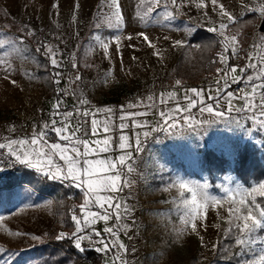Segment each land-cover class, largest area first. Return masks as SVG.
<instances>
[{
	"label": "rangeland",
	"instance_id": "rangeland-1",
	"mask_svg": "<svg viewBox=\"0 0 264 264\" xmlns=\"http://www.w3.org/2000/svg\"><path fill=\"white\" fill-rule=\"evenodd\" d=\"M138 2L119 0L123 19L117 28L115 17L111 15L114 9L107 7L108 0H0V44L3 45L0 47V143L31 136L34 129L39 131L42 124L51 119L58 100L63 102L62 112H71L81 100L88 101L82 108H111L118 125L121 105L135 104L138 100L148 102L147 98L152 96L154 106L151 110L143 106L125 109L126 112H147L125 121L128 127L124 134L134 143L136 133L142 134L149 128L134 126L133 119L137 123L147 121L154 127L160 119L159 109L175 107L172 100L167 105L159 104L161 93L174 92L177 98H182L186 89L203 88L207 91L211 87L215 95V81L224 75L221 72L217 76V68L238 65L237 71L231 75L240 78V67L248 63L249 55L253 62L264 61V47H252L264 44L260 40L264 37L260 31L264 15L258 10H247L257 8L259 0H219L236 18L234 23L248 15L252 18L244 27L235 28L232 23L224 31L225 36H237L239 55L233 57L229 50L227 64L216 62V69L211 74L199 73L200 59L186 45L196 29L218 28L221 22H227L226 17H221L218 10L213 11L210 3L206 9H197L189 3L179 9L178 19L166 20L162 24L149 21L146 27L136 15ZM160 11L163 9L153 12L152 18L162 19ZM52 27L56 28L53 34L42 33V30ZM139 33H146L155 47L150 46ZM36 34L40 37L34 38ZM97 35L109 44L107 49L100 46L95 39ZM217 37L221 48L216 61L223 47L222 37ZM176 40L184 41V46L173 47ZM43 46L53 48L56 59L61 63L60 69L52 67L54 72L62 73L59 83L55 79L54 83L45 84L37 77L40 59L45 58ZM38 48L39 52L36 51ZM156 52L159 55L154 54ZM181 55L184 58L179 61ZM73 62L76 68L72 67ZM251 74V71L247 72V75ZM77 75L79 80L75 79ZM177 80L181 81L180 85L176 84ZM241 87L244 85L233 84L228 90ZM233 103L240 107L243 101L234 100ZM192 112L198 119L208 116L207 113L201 116L196 109ZM105 116L101 112L96 118L103 122ZM244 116V113H231V117L237 120ZM82 123L73 113L69 131ZM244 126L252 129L251 136L223 122L186 131L183 135L155 132L146 140L141 135L145 151L137 158L136 172L130 177L134 186L132 196L127 200L133 209L135 224L130 231L121 229L118 238V242L128 249L126 254L121 253L123 261L127 264H190L197 260L199 264H208L217 256L229 228L225 218L227 209L232 206L231 201L225 198L220 204L206 207L205 215L195 221L197 230L192 231L190 225L184 223L187 217L183 201L190 194L178 184H169L177 177L194 183H207L211 196L224 198V189L232 188L236 183L251 187L264 181L263 177L246 183L237 174L238 153L243 146L259 152L264 169V130L253 124L251 119L244 120ZM108 135L113 138V151L100 153L99 158H114L121 154L116 150L120 131L113 129ZM103 136L101 132L99 136L85 138L95 140L103 139ZM48 141L56 142L55 133L49 132ZM198 144L203 147H197ZM20 170L33 169L20 165L10 171ZM8 172L0 173V178L4 179ZM38 178L41 181L37 183L39 186H64L70 188V194L64 198L53 194L54 201L63 199L61 203L43 195L32 198L29 193L35 191L26 184H23L26 188L17 187L9 193H16V196L9 197V211L0 208V217H3L0 219V264H91L99 258L100 264H112L113 253L96 251L99 245L84 241L82 247L86 251L80 252L73 240L56 238L61 232L71 234L75 230L71 217L68 218L61 208L68 207L72 215L75 212L80 216V205L85 197L81 190L69 187L67 182L50 180L39 174ZM78 195L83 197L82 200L74 202ZM254 195L256 199L260 197L259 194ZM128 196L129 189L126 188L120 198ZM235 207H240L239 203ZM93 210L100 211L98 208ZM113 222L108 221V226ZM126 222L131 223L132 220ZM104 226L103 222H98L95 228L101 230ZM260 235L264 236V230ZM33 236L40 239L34 240ZM262 248L264 244L253 245L240 255L241 246L235 243L227 259L235 256L241 264H251L258 259ZM89 256L92 259H88Z\"/></svg>",
	"mask_w": 264,
	"mask_h": 264
},
{
	"label": "snow or ice",
	"instance_id": "snow-or-ice-1",
	"mask_svg": "<svg viewBox=\"0 0 264 264\" xmlns=\"http://www.w3.org/2000/svg\"><path fill=\"white\" fill-rule=\"evenodd\" d=\"M193 4L197 9H206L208 3L213 6V11L219 12L221 17H226L227 22H221L218 28H208L209 32H214L222 37V51L218 54L217 61L220 64H227L228 52L231 50L233 57H238L237 36H225L224 31L229 28V25L235 22V17L224 8L219 0H139L137 5V18L146 27L149 21L152 23H163L178 19L179 9L183 6ZM58 6V5H57ZM78 7V5H77ZM107 7L114 9L111 13L115 17V26L120 27V21L123 19L120 11L119 0H108ZM158 8L163 11L159 12V17L162 19H153L152 13ZM248 11H259L264 15V0H259L257 8H247ZM207 18V12H204ZM99 27V24L97 25ZM107 26L111 27V24ZM166 26V25H165ZM31 34V33H29ZM143 36L150 46L155 47L149 41L146 33H139ZM100 46L104 49L109 47V44L96 36ZM119 39V37H117ZM131 39V37H129ZM167 39V37H166ZM260 40L264 42V37ZM9 43H14L9 41ZM184 41L176 40L173 47H183ZM0 47H3L0 44ZM44 47L45 58L50 61L53 68L60 69L61 63L56 59V52L49 46ZM254 49L264 47V44H254ZM37 52L40 51L38 48ZM159 55V52L154 53ZM73 68L76 64L73 62ZM238 65H232L224 68H217V76L223 72V76L215 81V95H213L211 87L206 91L203 88H189L185 90L182 98H177L174 92L161 93L159 104L167 105L169 100L174 101L175 107L161 108L158 110L160 119L153 127L147 121L137 123L133 119L134 126L141 128H149V131L136 133L134 143L130 142L128 135L124 134L128 124L126 120L146 115L147 112H126V108H136L143 106L151 110L154 106V98L149 96L148 102L138 100L135 104L121 105V115L118 117L120 123L115 124L114 112L111 108H103L90 110V108H82L88 104L87 100H81L77 105L73 106V110L61 111L63 102L58 100L54 105L51 119L44 122L39 131L34 129L31 136H25L18 139H8L6 143H0V149H6L8 157L14 159H6L0 155V173L7 171L9 168H14L16 165H22L25 168L33 169L41 177H46L50 180H59L62 183L67 182L69 187H74L81 190L85 197L80 205V216L75 212L71 216L75 225V230L71 234L59 233L58 240L70 239L73 240L74 246L84 252L86 249L82 247L84 241L90 244L99 245L95 248L98 252L113 253L112 264H127L121 259V253L126 254L128 249L118 242L121 229L130 231L135 224L132 219L133 209L128 205L127 200L131 198V189L134 186V181L130 179L133 173L136 172L137 158L144 153V140L155 132H175L183 135L186 131H195L205 125L212 126L218 122H223L226 126H231L234 130L243 131L246 136L252 135L251 128H245L244 120L251 119L253 124H258L261 130H264V61L260 63L253 62L251 55L248 57V63L240 67V78L231 75L237 71ZM7 71V69H5ZM251 71V75H246ZM55 82L59 83L62 77L60 71L54 73ZM76 80L80 77L77 75ZM14 83V81H13ZM177 85L181 84L180 80L176 81ZM233 84H243L236 90L229 91ZM234 100H242L243 104L236 107ZM226 105V107H221ZM192 109H196L201 116L205 113L208 116L205 119H198L194 116ZM244 113L245 116L241 120L231 117L232 112ZM105 113V120L98 121L96 116L98 113ZM73 113L79 117L83 123L69 131L71 127V117ZM87 125V127H84ZM113 129H118V144L116 150L121 154L116 157L105 156L99 158L100 153L113 151L111 148L113 138L108 135ZM49 132L55 133L56 142L48 141ZM101 132L104 134L103 139L90 140L85 137L99 136ZM77 133H81L77 135ZM206 134V130H205ZM197 147H203L198 144ZM172 184H178L181 189H185L190 196L184 199L186 208L184 221L186 225H190L192 231L197 230L195 223L197 218L203 217L204 209L209 205L220 204L222 199L231 201L232 206L227 209L228 216L225 218L229 224L225 235H231L235 239V243L241 246V253L251 249V246L264 244V236L260 235L261 230H264V207L257 203L255 195L259 194L264 197V181H261L251 187H244L240 183H236L232 188H225V197L217 198L211 196L208 192L209 185L207 183L200 184L192 182L189 179L177 177ZM129 189L127 198H120V194L125 189ZM181 193V197H183ZM237 197L239 199L237 200ZM239 203L240 207H235ZM94 208L100 211H94ZM3 219V217H0ZM127 220H132L127 223ZM108 221H114L112 226H108ZM98 222H103L104 227L97 230L95 225ZM203 226V225H202ZM235 229V231H233ZM19 235V233H17ZM95 237V239H93ZM34 240H39L40 237L33 236ZM215 247V245L213 246ZM251 264H264V248L258 255L256 261Z\"/></svg>",
	"mask_w": 264,
	"mask_h": 264
},
{
	"label": "trees",
	"instance_id": "trees-1",
	"mask_svg": "<svg viewBox=\"0 0 264 264\" xmlns=\"http://www.w3.org/2000/svg\"><path fill=\"white\" fill-rule=\"evenodd\" d=\"M252 16L248 15L244 18L240 19L237 23L233 24V27L240 28L244 27L245 23L251 20ZM49 33L53 34L56 32V28L52 27L51 29H44L42 33ZM40 34L34 35V38H39ZM39 39L36 41L38 44ZM187 49L190 50L192 53H196L198 58L200 59V63L198 66L199 73H210L214 72L216 69V61L217 53L220 51L221 44L216 34L213 32H209L205 28H198L190 37L187 43ZM184 55H181L179 61H182ZM54 71L52 70V66L50 65V61L45 58H41L39 62V69L37 72V77L41 79L42 82L45 81V84L50 83V81L54 83L56 79L54 76ZM198 74V73H197ZM247 75V73H245ZM259 152L256 150L251 151L249 148L243 146V148L238 153V167L239 171L237 172L238 176L246 183H249L251 180L259 181L264 177V169L263 165L261 164V156L258 154ZM38 182H41L38 178V174L33 170H20V171H9L5 176L4 179L0 178V208L5 209V211H9V197L14 192L17 187H24L23 184L31 185L33 191L29 193L30 197L37 198L40 195L50 196L54 200L55 194L59 198H64L70 194V188L56 185V186H47L41 187ZM30 186V187H31ZM34 186V187H33ZM16 187V188H15ZM32 193V194H31ZM16 193L12 195L15 198ZM83 197L81 195L77 196L75 201L82 200ZM257 203L261 204V207H264V197H258L256 199ZM16 204V201H15ZM14 204V205H15ZM69 218V215H66ZM67 227V223L65 224ZM235 231V229H233ZM50 241V240H49ZM235 244V239L231 236L225 235L223 242L220 245V250L217 256L208 264H241L240 260L235 256L227 259L233 246ZM231 248V249H229ZM88 259H92L91 256ZM100 259L91 261V264H100ZM190 264H199L197 260H192Z\"/></svg>",
	"mask_w": 264,
	"mask_h": 264
},
{
	"label": "crops",
	"instance_id": "crops-1",
	"mask_svg": "<svg viewBox=\"0 0 264 264\" xmlns=\"http://www.w3.org/2000/svg\"><path fill=\"white\" fill-rule=\"evenodd\" d=\"M44 196V198H50V199H52L50 196H45V195H43ZM53 200V202H55V203H61V200H63V199H61L60 201H54V199H52ZM45 202H47V201H45ZM68 202V201H67ZM35 202H33V204H34ZM38 203V202H37ZM48 203V202H47ZM22 204L23 205H26V203L25 202H22ZM27 204H32V203H27ZM36 204V203H35ZM58 207H60L61 208V206L59 205ZM62 210H63V212L65 211L66 212V215H69L70 217L72 216V212H71V209H69L68 207L67 208H61Z\"/></svg>",
	"mask_w": 264,
	"mask_h": 264
},
{
	"label": "built area",
	"instance_id": "built-area-1",
	"mask_svg": "<svg viewBox=\"0 0 264 264\" xmlns=\"http://www.w3.org/2000/svg\"><path fill=\"white\" fill-rule=\"evenodd\" d=\"M6 152H7V151H6L5 149H0V155L5 156L6 159H14V157H8V156L6 155ZM19 166H20V165H16L14 168H9L8 170L10 171V170L18 169Z\"/></svg>",
	"mask_w": 264,
	"mask_h": 264
},
{
	"label": "water",
	"instance_id": "water-1",
	"mask_svg": "<svg viewBox=\"0 0 264 264\" xmlns=\"http://www.w3.org/2000/svg\"><path fill=\"white\" fill-rule=\"evenodd\" d=\"M260 31L264 33V19L261 22Z\"/></svg>",
	"mask_w": 264,
	"mask_h": 264
}]
</instances>
